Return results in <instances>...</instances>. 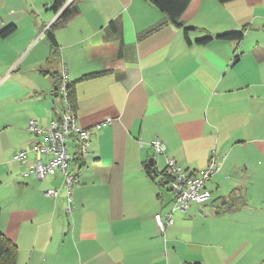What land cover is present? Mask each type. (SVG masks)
I'll use <instances>...</instances> for the list:
<instances>
[{"label": "crops", "instance_id": "crops-1", "mask_svg": "<svg viewBox=\"0 0 264 264\" xmlns=\"http://www.w3.org/2000/svg\"><path fill=\"white\" fill-rule=\"evenodd\" d=\"M55 1L0 0V232L16 264H239L262 241L256 233L194 239L192 221L239 222L264 205V0H191L181 26L150 0H65L59 10ZM240 29V40L216 37ZM63 70L79 126L93 128L84 159L70 139V193L61 174L32 171L41 136L29 130L65 109ZM21 148L30 162L14 159ZM212 155L219 170L204 212L194 201L176 208L169 186L147 173V162L162 172L168 157L202 171ZM159 212L173 215L165 234Z\"/></svg>", "mask_w": 264, "mask_h": 264}, {"label": "built area", "instance_id": "built-area-1", "mask_svg": "<svg viewBox=\"0 0 264 264\" xmlns=\"http://www.w3.org/2000/svg\"><path fill=\"white\" fill-rule=\"evenodd\" d=\"M68 84L63 70L59 92L66 104L65 109L59 117L52 118L46 126H41L36 119H31L29 130L36 136H41V139L32 144L31 151L39 155L34 160L32 171L41 179L47 175L61 174L70 193L71 186L78 181V175L71 171L73 155L70 139L74 138L73 142L76 143L78 153L84 159L89 152L93 128L85 129L79 126L76 112L68 98ZM111 121L110 117L105 120L107 123ZM152 144L157 154L165 153L166 146L159 136L154 138ZM28 153L29 149L21 148L15 153L14 159L24 164L28 163L30 162ZM225 157L226 155L223 156ZM218 170L219 165L215 155L211 156L208 167L202 171L186 168L178 164L175 159L168 157L165 171L167 176L164 179L168 181L167 185L174 195L176 208L186 211L192 201L199 205L209 201L211 192L206 187V183ZM45 193L47 196L55 197L58 195V189L49 188ZM155 220L161 234H165L167 226L174 223L172 212L165 215L159 212L155 215Z\"/></svg>", "mask_w": 264, "mask_h": 264}, {"label": "trees", "instance_id": "trees-1", "mask_svg": "<svg viewBox=\"0 0 264 264\" xmlns=\"http://www.w3.org/2000/svg\"><path fill=\"white\" fill-rule=\"evenodd\" d=\"M157 8H159L162 12H164L167 16V19L172 22L175 25L181 26L180 19L185 12V10L188 8L189 4L191 3V0H150ZM222 3L228 2L230 0H218ZM65 0H56L54 3V7L59 10L65 3ZM66 8L61 13L60 18H64L62 16L65 13ZM13 27H7L2 32L1 35L8 34ZM184 32L188 37V34L190 32L189 27H184ZM245 34L244 29L240 30H229L223 33L218 34L216 37L223 40H240L243 38ZM213 38L212 35H206L201 38L197 39L198 43H207ZM56 77V76H55ZM85 77H88V75H85ZM61 82V78L58 79V86L59 88ZM68 90H69V101L71 104V107L73 110H75L76 101L73 96V91L70 88V85L68 84ZM147 173L151 175L154 179H157L159 177H163L159 179L158 183L161 186H167L168 181L164 179L167 175L165 174V171L158 172L154 165L152 163H146ZM207 187V186H206ZM209 190V189H208ZM210 191V190H209ZM211 192V191H210ZM212 197V194H211ZM235 197V196H234ZM234 199L239 200L240 197L233 198L231 200H223L222 205L219 207L220 211H224L227 209H230L232 207H235L238 205V203L234 202ZM211 200V199H210ZM195 202V201H194ZM176 203V202H175ZM191 203V202H190ZM197 203V202H196ZM241 202L239 203V205ZM1 213V209H0ZM16 246L13 244L8 238H6L1 232H0V264H16Z\"/></svg>", "mask_w": 264, "mask_h": 264}, {"label": "rangeland", "instance_id": "rangeland-1", "mask_svg": "<svg viewBox=\"0 0 264 264\" xmlns=\"http://www.w3.org/2000/svg\"><path fill=\"white\" fill-rule=\"evenodd\" d=\"M73 142V141H72ZM75 143V142H73ZM74 148L71 149L73 151ZM212 198V197H211ZM216 198V197H214ZM217 199V198H216ZM193 203V201H192ZM191 203V204H192ZM198 204V203H196ZM199 205V204H198ZM210 205L211 203H203L200 206L203 210L200 209L201 212H204V209ZM264 205L257 204V211L252 212L250 214L253 215H243L240 216L239 222H234L230 220V215H223V219H212L206 221L203 216H200L198 219L192 221L194 226L193 238L201 239V238H225L226 240L229 237H236L239 241L243 240L247 235L256 233L258 235L257 239L261 238L259 244H255L253 248L247 247L241 251V259L239 264H264V230L260 229V227L264 224ZM205 207V208H204ZM206 214V213H205ZM212 216V215H211ZM191 219V218H190ZM192 220V219H191ZM261 234V235H260ZM254 235V237H255ZM239 243L233 246V249L237 247ZM245 250V252H244Z\"/></svg>", "mask_w": 264, "mask_h": 264}]
</instances>
